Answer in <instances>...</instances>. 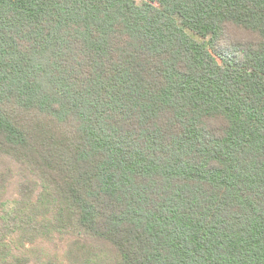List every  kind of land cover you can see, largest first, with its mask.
<instances>
[{
	"label": "trees",
	"instance_id": "1",
	"mask_svg": "<svg viewBox=\"0 0 264 264\" xmlns=\"http://www.w3.org/2000/svg\"><path fill=\"white\" fill-rule=\"evenodd\" d=\"M13 177L0 264L64 232L72 264H264V0H0Z\"/></svg>",
	"mask_w": 264,
	"mask_h": 264
},
{
	"label": "rangeland",
	"instance_id": "2",
	"mask_svg": "<svg viewBox=\"0 0 264 264\" xmlns=\"http://www.w3.org/2000/svg\"><path fill=\"white\" fill-rule=\"evenodd\" d=\"M135 1L137 4H140V0ZM12 166L14 165L11 164V167ZM16 185V177H13L12 180H9V183L4 185L2 193L0 191L1 201H16L19 199ZM38 190L39 188H37V191ZM19 236L20 235H16V237L14 236L15 238H7L6 241H4V245L9 248L11 253L12 258L10 260L15 261V258H18V260H16L17 264H72L73 259L68 258L70 251L74 256H77V258L82 255L78 248L74 249L72 247L75 241H79L78 237L72 233H52L48 241L43 238H38L33 240L32 243L22 240ZM84 257L83 259L85 261L86 258ZM92 262L95 263V261ZM98 263L99 262H97V264ZM82 264L86 263L83 262Z\"/></svg>",
	"mask_w": 264,
	"mask_h": 264
},
{
	"label": "clouds",
	"instance_id": "3",
	"mask_svg": "<svg viewBox=\"0 0 264 264\" xmlns=\"http://www.w3.org/2000/svg\"><path fill=\"white\" fill-rule=\"evenodd\" d=\"M209 123L213 126V127H215V126H217V121L215 120V119H213V120H211V121H209Z\"/></svg>",
	"mask_w": 264,
	"mask_h": 264
}]
</instances>
